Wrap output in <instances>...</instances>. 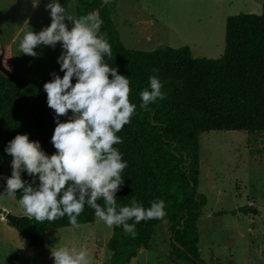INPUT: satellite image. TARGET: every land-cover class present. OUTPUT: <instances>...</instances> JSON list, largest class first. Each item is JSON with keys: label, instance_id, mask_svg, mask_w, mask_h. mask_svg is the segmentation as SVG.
<instances>
[{"label": "trees", "instance_id": "obj_1", "mask_svg": "<svg viewBox=\"0 0 264 264\" xmlns=\"http://www.w3.org/2000/svg\"><path fill=\"white\" fill-rule=\"evenodd\" d=\"M115 1L75 0V14L79 17L99 11L103 21L100 30L106 34L112 53L104 60L129 78V100L137 105L130 122L117 133L123 142L114 145L127 161L122 172L124 184L116 193L117 204L128 205L135 198L147 208L161 199L165 215L136 224L135 238L122 227L113 226L106 243L108 264H128L141 248L147 250L154 227L161 223L167 225L172 262L206 264L198 252L197 222L207 204L197 190L199 135L236 131L264 137V0H260V15L238 14L226 19L224 50L218 59L194 58L189 47L161 45L151 52L126 49L112 19ZM3 64L8 67V55ZM150 75L159 77L166 95L141 109L139 92L148 87ZM50 80L39 82L0 73V179L10 158L4 148L17 134L39 141L49 155L55 152L50 143L54 113L43 90ZM59 119L64 122L67 117ZM22 179L31 180L27 174H22ZM19 198L17 192L14 200ZM94 218L93 209L86 205L77 218L78 225L91 224ZM8 224L29 247L43 246L48 231L73 227L67 216L51 222L15 217Z\"/></svg>", "mask_w": 264, "mask_h": 264}, {"label": "rangeland", "instance_id": "obj_2", "mask_svg": "<svg viewBox=\"0 0 264 264\" xmlns=\"http://www.w3.org/2000/svg\"><path fill=\"white\" fill-rule=\"evenodd\" d=\"M49 0H0V69L23 79L47 81L61 71L60 44L20 54L18 44L29 28L39 32L50 24ZM76 17L75 0H59ZM238 14H261L260 0H116L112 15L119 40L128 49L151 52L157 46L189 47L194 58L218 59L224 50L225 21ZM27 21V24L25 22ZM69 27L70 22L65 21ZM29 27V28H28ZM8 55V67L3 64ZM11 61L13 68L11 67ZM11 156L0 179L11 175ZM197 190L207 204L197 222L198 252L206 264H264V137L246 132L199 135ZM221 213V214H219ZM28 217L13 197L0 198V264H53L50 249H86L92 264H108L106 243L112 228L95 217L91 224L48 231L44 245L30 248L5 220ZM3 217V218H1ZM153 242L128 264H190L169 258L168 233L161 223Z\"/></svg>", "mask_w": 264, "mask_h": 264}, {"label": "clouds", "instance_id": "obj_3", "mask_svg": "<svg viewBox=\"0 0 264 264\" xmlns=\"http://www.w3.org/2000/svg\"><path fill=\"white\" fill-rule=\"evenodd\" d=\"M39 2L32 0L33 7ZM45 9L50 24L39 32L28 27L18 50L35 57L34 49L41 45L54 49L59 43L62 49L57 64L63 76L52 73L51 80L43 85L47 106L54 113L50 143L55 152L49 155L39 141L17 134L4 148L12 158L11 175L4 178L0 198H14L19 192V205L37 222L67 216L73 227H78L77 218L87 205L106 226L122 227L125 234L135 238L136 224L163 217L165 205L157 199L145 208L135 198L128 205L117 204L116 193L124 184L122 172L127 161L114 145L123 142L117 133L137 108L129 100V78L104 60L112 53L106 34L100 30L103 21L98 10L75 17L59 0H49ZM162 88L159 77L150 75L148 87L139 92V107L147 109L157 99L163 100L166 94ZM62 116L67 120L62 122ZM22 174L31 180L22 179ZM50 255L53 264H92L86 249L56 244Z\"/></svg>", "mask_w": 264, "mask_h": 264}, {"label": "crops", "instance_id": "obj_4", "mask_svg": "<svg viewBox=\"0 0 264 264\" xmlns=\"http://www.w3.org/2000/svg\"><path fill=\"white\" fill-rule=\"evenodd\" d=\"M10 62H11V67L13 68V64H12V61H11V57H10ZM1 218H3V217H1ZM78 226H79V225H78ZM159 226H162V225H157V226L154 227V233H153V237H152L150 243L153 242V238H154L155 234H157ZM163 226H164V227H160V228H161V231H163V232H166V231H167V233H168L167 225H163ZM158 233H159V232H158ZM45 234H46V233H45ZM168 238H169V233H168ZM169 242H170V239H169ZM149 246H150V244H149ZM30 248H35V247H30ZM141 250H143V249H141ZM141 250H140V251H141ZM140 251H139V252H140ZM170 252H171V245H170V250H169V252H168L169 255H170ZM179 262H184V261H179ZM174 263H176V262H174Z\"/></svg>", "mask_w": 264, "mask_h": 264}, {"label": "water", "instance_id": "obj_5", "mask_svg": "<svg viewBox=\"0 0 264 264\" xmlns=\"http://www.w3.org/2000/svg\"><path fill=\"white\" fill-rule=\"evenodd\" d=\"M0 73L3 75V76H5V77H8L10 74H9V71H3V69L1 70L0 69ZM5 220L7 221V222H11V223H13L14 221H15V218L14 217H12V216H9V215H7L6 217H5ZM142 249V248H141Z\"/></svg>", "mask_w": 264, "mask_h": 264}]
</instances>
